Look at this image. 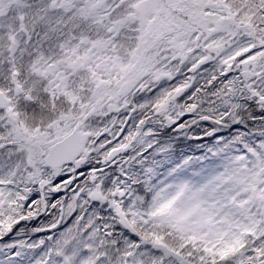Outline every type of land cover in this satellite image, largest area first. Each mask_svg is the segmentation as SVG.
I'll list each match as a JSON object with an SVG mask.
<instances>
[{
    "label": "snow or ice",
    "instance_id": "obj_1",
    "mask_svg": "<svg viewBox=\"0 0 264 264\" xmlns=\"http://www.w3.org/2000/svg\"><path fill=\"white\" fill-rule=\"evenodd\" d=\"M0 264H264V0H0Z\"/></svg>",
    "mask_w": 264,
    "mask_h": 264
}]
</instances>
